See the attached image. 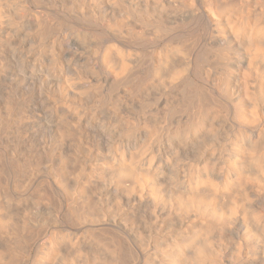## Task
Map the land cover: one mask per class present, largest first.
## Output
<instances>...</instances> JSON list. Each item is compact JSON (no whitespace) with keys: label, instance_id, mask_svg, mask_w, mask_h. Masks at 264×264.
Masks as SVG:
<instances>
[{"label":"bare ground","instance_id":"bare-ground-1","mask_svg":"<svg viewBox=\"0 0 264 264\" xmlns=\"http://www.w3.org/2000/svg\"><path fill=\"white\" fill-rule=\"evenodd\" d=\"M0 264H264V0H0Z\"/></svg>","mask_w":264,"mask_h":264},{"label":"rangeland","instance_id":"rangeland-1","mask_svg":"<svg viewBox=\"0 0 264 264\" xmlns=\"http://www.w3.org/2000/svg\"><path fill=\"white\" fill-rule=\"evenodd\" d=\"M206 37H207V35H206ZM193 154V153H192ZM192 154H190L188 157H191V155ZM48 165H46V166H44L45 168H49V167H47ZM42 168H43V166H42ZM41 167H40V170L38 171V177L40 178V179H47L48 181H52V177L50 176V174H48V170H46L45 168H43V170H41L42 169ZM46 177V178H45ZM52 178V179H51ZM39 179V180H40ZM37 208L39 209V205L37 206H35V208L34 209H36L37 210Z\"/></svg>","mask_w":264,"mask_h":264}]
</instances>
